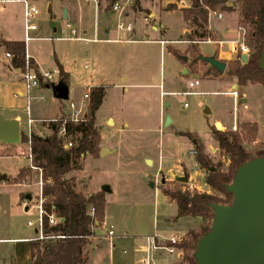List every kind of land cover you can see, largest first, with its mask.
I'll return each mask as SVG.
<instances>
[{
	"label": "rangeland",
	"instance_id": "1",
	"mask_svg": "<svg viewBox=\"0 0 264 264\" xmlns=\"http://www.w3.org/2000/svg\"><path fill=\"white\" fill-rule=\"evenodd\" d=\"M81 1L83 3L89 1L93 5L92 0ZM127 1L125 0V2ZM173 1L176 2V0ZM175 2L169 3L166 9H170L168 8L169 5H176L175 8L170 10L183 12L186 9L178 7ZM2 6L0 4V16L3 12ZM38 7L41 10V15L36 21L39 28L35 32L36 36L52 37L53 39L57 34H60L62 28L65 30L67 23L63 19L64 12L61 16L60 11L55 8L53 14L56 17L54 18L50 12H47L48 7L45 1L41 2ZM235 10H238V8ZM114 12L110 14L111 17H117ZM218 12L225 13L221 10H218ZM212 17L210 11V24L219 30L222 37L226 39L236 38L237 34L240 33L243 36L245 30L246 44L249 46L251 25L247 23L240 24L237 29L236 14H226L224 19H212ZM169 23V37H180L184 28L181 14H172ZM10 25L15 24L10 22ZM187 25L191 32L195 31V25H192L189 21ZM55 28L58 30L56 35L53 33ZM52 39L34 40L30 42V48L37 54L43 66L42 68L54 74V80H58V61L51 59L50 56L59 58L62 51L65 52L62 53L63 58L60 61L72 72L69 83L71 95L69 100H58L53 97L51 90L43 89L41 92L42 97L33 101L38 106L40 116L43 118H51L59 114L62 106H65L63 110L69 111L71 100L76 101L78 105L87 106V103L83 101L85 85L81 80L87 72L84 66L90 60L84 54L85 43L80 41L57 42ZM211 39H216V34H213ZM167 46L182 49L186 45L168 44ZM200 47L205 53L212 52V54L218 48L217 45L210 43H204ZM228 48L229 45H225L223 50L227 51ZM2 53H4V49L0 48V56ZM251 53L252 50L250 49L249 56ZM182 56L190 57L189 61H184ZM13 58L14 55L12 54L11 59ZM185 63L191 69L188 75L183 74L181 69V65ZM33 65L38 70L35 62H33ZM150 66L151 77H149V80L144 81L145 84H150L149 86L130 87L128 91H125L115 81L116 86L107 89L106 98L97 112L99 125L96 127L100 132V148L117 147L118 153L86 154L79 162V169L66 174L68 179L75 182L76 190L86 196L103 191V185H108L112 189V192L109 193L103 191L106 199L105 225H114L119 239L116 237L113 241L116 246L110 248V242L105 236L104 229H94L95 236L91 238V241L96 246L88 254L93 264H102V262H105V264H121L123 257L128 259L129 263L127 264H133L135 260L137 264V260L142 256L137 248L144 242L145 236L159 233L162 237H170L175 233L178 235L184 234L183 238L191 241V231L200 234L203 227L212 224V219L209 217L184 216L179 218L177 206L162 192L163 188L166 187L186 189L189 186L188 183L180 181L178 178L194 175L191 183L199 188L196 191L213 193L205 182L209 171L202 169L199 165V169L195 173L192 168L197 155L194 157L190 152L196 150V148L188 139V136L185 135L186 133H192L199 137L205 147L204 151L211 159L214 167H219L223 171L228 170L229 159L223 155L219 148L213 130H232L234 99L224 94V92L230 91L233 83L230 80L218 78L217 76L221 73L215 67L212 70V78L208 77L210 73L207 70L206 63L198 62L196 54L191 49L177 53L176 51H170L162 59L158 55ZM228 76L226 78L230 79ZM195 79H199L201 84L193 90L202 91L203 94L165 95L160 97L161 91L164 90V88H160V83L167 84L166 89L173 88L178 92H184L189 90L190 80ZM170 83L174 84L173 87H169ZM238 92L240 99L250 98L251 102L243 105L239 100V131L237 132L240 133L243 139L244 147L254 156L256 151L264 144V87L261 84H247L241 87ZM185 103L188 104L187 107H184ZM207 109L209 113H206ZM110 114L116 116L113 122H107L106 118ZM161 115L162 118L159 121ZM167 116H170L172 122L164 126L165 117L167 119ZM67 117L68 114H64V118ZM56 119L60 118L57 117ZM258 119L259 122L256 121ZM26 120L25 117L21 126L25 134L29 131ZM217 120L223 122L228 130H223L224 126L220 122L217 126H214ZM253 122H257L259 132L254 140H248L246 138L247 131L242 128L241 124ZM39 125L41 126L40 132L42 135L50 136L53 133L47 128L50 126L49 120L43 121ZM33 133L36 132L33 131ZM71 140V137L65 139L66 142ZM25 143L27 141L13 143L9 153H5V144L0 141V174H8L10 177L9 183L17 177L22 167L27 166V173L23 180L26 185L21 183L20 187L11 185L0 188V201L6 205L5 213L0 214V264H18V259L24 257V251L27 250L28 246L16 244L17 240H13L14 238H33L37 235L35 229L38 225L39 216L37 198H39L40 171L31 168L30 159L21 155L22 151L26 154L29 152L28 143L27 145ZM149 160H151V163H149ZM151 183H154V186H151ZM20 191H26L24 195L28 192L31 193L33 199L24 204V201L20 200ZM216 195L222 199L221 204H228L225 203L227 201L225 194L216 193ZM26 206H29V210H26ZM104 219L101 221L102 224ZM29 223H32V225ZM128 235L135 240V246L129 243L123 246L120 242L121 238L124 239L123 236L128 237ZM92 244L86 246L88 253L93 247ZM157 259L161 264H172L175 256L162 252L157 256Z\"/></svg>",
	"mask_w": 264,
	"mask_h": 264
},
{
	"label": "crops",
	"instance_id": "2",
	"mask_svg": "<svg viewBox=\"0 0 264 264\" xmlns=\"http://www.w3.org/2000/svg\"><path fill=\"white\" fill-rule=\"evenodd\" d=\"M27 1H29L31 4L36 6L40 11L39 15L35 19V22L41 15V10L38 7V5L41 2L45 1L48 7L47 12H50L53 15L52 17L54 18L56 17V15L53 14L55 11V8H57L60 11L61 16H62V13L64 12L63 19L66 21L67 24L65 26V30L63 28L60 30V34H57L58 30L56 28L53 30V33L55 35L57 34L56 37H54L53 39L52 37L36 36L35 32L38 31L39 29L38 28L36 31L32 32V36L34 37V39L26 43L25 42V27H24L25 26L24 25L25 24L24 23V3L22 2V0H11L9 2H0V4L3 5L1 7L3 12L1 13V16H0V48L4 49V53H2V55L0 56V120L18 121L21 134L24 133L22 131L21 126H22V123L25 117L27 119L26 122L28 125V129H29L28 121H29V118H31L34 120V123L31 125V129L36 132L35 134L44 136L40 132L41 126L39 125L41 122H43V120L47 121V120L54 119L57 117L60 118L64 116V114H68V116H70L75 110H81L83 115H85L86 117L89 116V105L90 104L86 102L87 106H83L82 104L78 105L76 101L74 100H71L70 102L69 111L63 110L65 106H62L60 113L55 115L54 117L43 118L42 116H40L39 108L37 105L34 104L33 101L40 99L42 97L41 92L45 88L51 90L53 97L57 99L54 96L52 86L59 84L61 81L66 83V85L68 86L69 99H70L71 87L69 83L72 78V72L69 70L68 67L63 65L62 62L60 61V59L63 58L62 53L64 54L65 52L62 51L59 58L51 55L50 56L51 59L53 60L55 59L56 61H58V70H57L58 80H54V74H52L51 72L45 71L42 68L43 66L37 54H35V52H33L32 49L30 48V42L34 40L45 38V39H52L57 42L59 41L60 42L61 41L62 42L80 41V42L85 43L86 47L84 50V54L90 60L88 64L84 66L87 72L81 78L82 83H84L85 85L83 101H84L85 93L89 89H92L93 87H97V86L106 87L105 97H104V100H105L106 95H107V89L111 86H116L115 81H117L118 83L117 85L120 87H123L125 91H128L130 87L149 86L150 84H145L144 81L149 80V77H151L152 72H151L150 65L153 64V61L155 60L156 56L159 55L161 56V59H162L163 56L169 54L170 51L182 52L186 49H191L192 51H194V48H192V46L195 45L196 50L194 51V53L196 54V56H198V62H205L200 59L201 56H216L217 59L227 62V66H228V61L235 60L244 54V53H238V52L232 51L230 43H224L223 45H219L218 43H216V41L236 40L238 39L239 35L237 34L236 38H230V39H226L222 37L221 32H219V30H217L214 26L210 24L211 18L209 19L208 28L213 32V34H216V39L212 40L210 38L211 39L210 42L207 41L208 39L196 40L193 42L188 40L186 35L192 32L187 25V21L184 18L183 12L180 10H167L166 9L169 3L175 2L173 0H168V1H165V0H154V1L153 0H140V1L128 0L127 2H125V0H122V2L121 0H116V1L115 0H92L93 5H91L89 1L87 3H83L81 0H27ZM55 2H56V5H55ZM115 2H119V4L123 6L124 10L122 14H120V12L118 11L114 12V10L112 9V6ZM178 2L179 0H176L175 4H177V6L181 8ZM191 5H192V0H191L190 6H187L185 8H189L191 7ZM113 12L115 16L117 17L110 16V14L111 13L113 14ZM176 13L181 14L183 18V22H184V28H183V32L180 35V37L170 38L169 37V32H170L169 18L172 14H176ZM222 14H223L222 18H218L216 14L212 13L213 15L212 19H224L226 14H234V15L236 14L237 15V25L236 26L238 29V27L241 24L239 10L225 11V13H222ZM10 22L12 24H15L16 26L10 25ZM120 23H123L125 26L130 25L132 27V30L119 28ZM73 29L76 30L77 32L75 37L77 36L80 39H71L73 37V34H72ZM2 41H21L23 42L25 44L26 53L29 54V56L32 58V61L36 63L38 71L40 73H47V72L51 73L52 79L51 80H46V79L41 80V83L39 86L34 87L31 90H28L23 80V77L21 75V70H20L21 66H15L13 64V59L8 58L6 56L9 50L6 48V45ZM204 43H210V44L217 45L218 48L216 49V52L214 54H212V52L205 53L200 47ZM168 44L170 45L184 44L186 46L182 49H176L175 47L167 46ZM225 45H229V48L227 49V51L223 50V47ZM183 57L184 56H182V58ZM248 57H249V54H248ZM189 59L190 57L189 58L187 57L186 60L183 58L184 61H189ZM90 61H92V63H90ZM205 63H206L207 70L210 73L208 77L212 78L213 66H211L207 62ZM60 66H62L64 72L67 73L66 79H64L60 74ZM181 69L183 70V74L185 75H188L191 71V69L187 66L186 63L181 65ZM185 70H187V73L184 72ZM226 76H228L227 67H226L225 72L221 73V75H218L217 77L220 79L230 80L233 83L231 86V90L237 89L238 91L241 87L237 83V78L228 76L230 77V79H228L226 78ZM200 84H201V81H200ZM173 85H174L173 83H170L169 87H173ZM159 86L161 89L164 88V90H162L160 93V97L165 96V94L163 93L178 92L173 88L166 89L165 86H167V84L163 85V82L160 83ZM199 92H202V91H199ZM225 92H229V91H225ZM167 95H173V94H167ZM81 101L79 102L81 103ZM240 102L243 103L244 105V104H249L251 101H250V98L248 99L241 98ZM72 104L74 105V108L72 107ZM28 108H29V111H28ZM97 112H96V122H95L96 126L99 125ZM114 118H116V116L110 114L107 116L106 119H107V122L109 121L113 122ZM161 118H162V115L160 116L159 121L161 120ZM256 121L259 122V119ZM219 122L223 124V122H221L220 120H217L214 126H217ZM165 123H166V117L164 121V126H167ZM47 128L50 131H52L50 126H48ZM223 130H228V129L224 126ZM20 141H22L21 138L18 142ZM4 144H5L4 152L9 153L10 151L9 149L11 148V146H13L12 145L13 143L4 142ZM25 144L27 145V143ZM105 148H108L111 151L109 154L118 153L117 147H114V148L105 147ZM21 153H24V151H22ZM24 167H27V166H24ZM4 175H6V178L0 180L1 181L0 188H4L7 186H11V185H18V187L21 186V183H9L7 180H9L10 177L8 176V174H4ZM191 176L193 178L194 175H191ZM0 177H1V174H0ZM22 184L26 185L25 182ZM25 192L26 191H20L19 193L20 200L22 201L30 200L31 201L33 199V196H32V199H27L26 195L29 192L24 195ZM38 196H39V192H38ZM171 202L177 206L174 200H171ZM26 210L28 209L26 208ZM5 211H6V205L2 201H0V214L5 213ZM177 213H178V206H177ZM176 219H179V218H176ZM105 220H106V212H105L104 222ZM35 232H36V229H35ZM183 235L184 234L180 235L182 239H183ZM34 238L35 237L33 238L32 237H18V238L13 239V240H17L16 244L18 245L25 244L28 246L27 250L24 251L25 253L24 257L18 259L19 260L18 264H30L31 263ZM123 238L124 239L122 238L120 239L121 240L120 242L122 243L123 246L127 245L128 243L130 245L132 244L133 246L136 245L134 243L135 240L131 239L132 237H130V235H128V237L123 236ZM144 245H146V236L144 237V242L139 246V248H137V251L140 252L141 247H143ZM92 246L93 247L89 251L88 254H90V252L93 251L94 247L96 246L94 245V242ZM115 246H116L115 242L113 244L109 243L110 248L115 247ZM162 252H165V251H160L159 255ZM169 255L175 256V259L172 264H180L183 259V250L177 247L175 252ZM135 262L136 260L134 261V263ZM127 263H129L128 259L126 257H123V259L121 260V264H127ZM158 263L161 264L159 261ZM87 264H93L90 256H89V260ZM102 264H105V262H102ZM137 264H142L141 258L137 260Z\"/></svg>",
	"mask_w": 264,
	"mask_h": 264
},
{
	"label": "trees",
	"instance_id": "3",
	"mask_svg": "<svg viewBox=\"0 0 264 264\" xmlns=\"http://www.w3.org/2000/svg\"><path fill=\"white\" fill-rule=\"evenodd\" d=\"M176 5H169L173 9ZM240 13V23L252 26L249 34V48L252 50L248 61L243 63L241 56L228 61L227 75L237 78L240 87L247 84H261L264 87V71L259 67L260 54L264 43V0H192V5L183 10L184 18L196 26L194 32L186 35L188 40H205L213 37L209 26L210 11H232L237 9ZM168 9V10H170ZM10 53L14 54L13 64L24 66L26 48L21 41H2ZM194 51L195 45L192 46ZM177 53V51H176ZM198 58V56H196ZM227 63V62H226ZM33 64V61H32ZM213 70V68H212ZM60 74L66 79L63 67L60 66ZM106 87L97 86L91 89L89 116L84 121L65 123L66 136L71 137L73 146L66 147V138L59 136V130L64 121L60 117L56 123H51L52 134L40 136L32 134L31 148L34 164L42 169L43 216L44 232L47 235H63L64 238H52L47 240H33L32 261L30 264H87L89 260L86 246L92 244L93 226L105 217L106 199L104 192L100 191L92 195H84L76 190V184L68 179L66 174L79 169L80 160L86 155H97L100 151V132L95 125L96 112L103 104ZM242 128L247 131L246 138L254 140L259 132L257 122L242 123ZM185 134V133H184ZM196 148V161L202 169H207L206 184L213 193H200L182 188H163L162 192L169 199L174 200L178 206V217H203L213 219V203H220L222 199L216 193H223L227 197L225 203L231 204L233 195L226 190L239 166L247 161L264 156V144L253 156L243 145V139L239 132L233 130H213V135L218 141L223 155L229 159L227 171L214 167L211 159L205 153V147L199 137L186 133ZM23 142L29 140L25 134H21ZM27 173L26 167L22 168L13 178L11 183H23ZM9 182V180H7ZM1 182V181H0ZM95 208V214H90V207ZM55 213L62 219L56 226L49 225V215ZM211 225L203 227L201 233L191 231L192 240L184 238L178 245L183 250V262L180 264H197L194 257L197 241L210 230Z\"/></svg>",
	"mask_w": 264,
	"mask_h": 264
},
{
	"label": "water",
	"instance_id": "4",
	"mask_svg": "<svg viewBox=\"0 0 264 264\" xmlns=\"http://www.w3.org/2000/svg\"><path fill=\"white\" fill-rule=\"evenodd\" d=\"M183 58L187 59L186 56ZM248 58L245 53L241 56L243 63ZM200 59L220 73L226 70L227 63L216 56H201ZM259 67L264 71V43ZM184 72L187 73V70ZM52 88L57 99H69V88L63 81ZM171 121L167 116L165 124ZM20 138L18 121L0 120V141L16 143ZM110 152L103 147L100 154ZM5 178L6 175H1L0 180ZM178 180L187 182L188 177H179ZM102 190L112 191L108 185H104ZM226 190L233 195V201L231 204L210 205L213 210L212 224L210 230L197 241L194 253L197 264H264V156L255 157L239 166ZM26 196L32 199L30 193Z\"/></svg>",
	"mask_w": 264,
	"mask_h": 264
},
{
	"label": "built area",
	"instance_id": "5",
	"mask_svg": "<svg viewBox=\"0 0 264 264\" xmlns=\"http://www.w3.org/2000/svg\"><path fill=\"white\" fill-rule=\"evenodd\" d=\"M11 0H0V2H9ZM24 3V27H25V42L28 43L29 41L33 40L34 37L32 36V32L36 31L38 29V25L35 22L36 17L39 15L40 11L39 9L31 4L27 0H22ZM178 4L181 7H187L190 6L191 0H179ZM112 9L114 11L120 12L122 14L124 8L119 4V2H115L112 6ZM213 14H216L218 18H222L223 14L221 12L217 11H211ZM119 28L121 29H127V30H132V27L130 25L125 26L123 23L119 24ZM244 30V29H243ZM73 37L71 39H80L75 35L77 34L76 30H72ZM246 31L244 30V35L242 36L241 33L239 34V38L233 41H216L219 45H223L224 43H230L231 44V50L235 52H240V53H245L248 54L250 51L249 46L246 44V37H245ZM208 42L211 41V39L207 40ZM215 42V41H214ZM6 56L8 58H12L11 53H7ZM21 75L23 77V80L26 84V87L28 90L33 89L34 87H37L40 85L41 80H51L52 79V74L51 73H40L32 64V58L29 56V54H25V60H24V66L21 67ZM200 85V81L198 79L192 80L189 82L188 87L189 90L184 91V92H173V93H163L165 95L167 94H173V95H199L203 94V92H199L195 89ZM224 94L232 96L234 99V111H233V124H232V130L237 132L239 131V125H238V105H239V100H240V95L239 92L235 89H232L229 92H224ZM91 100V89H89L85 95H84V101L85 102H90ZM188 104L185 103L184 107H187ZM72 107L74 108V105L72 104ZM29 111V108H28ZM86 116L82 114L81 110H75L70 116L64 119L62 126L59 130V136L63 138H67L66 136V129H65V123L67 120H70L72 122H80L86 120ZM46 121V120H43ZM59 119H50L49 123H56L58 122ZM34 123V120L29 118L28 124H29V131L26 134L29 137L28 140V147H29V152L26 154L25 152L22 153L23 156H27L30 159V166L33 169H38L40 171V182H39V198H38V211H39V216H38V225L36 227L37 231V236L33 240H47V239H52V238H64L63 235H47L44 232V222H43V216L45 214V210L43 208V203H44V198L42 196L43 193V179H42V169L37 167L34 162H33V155H32V148H31V136L33 133V130L31 129V125ZM74 144L71 141L66 142V147H72ZM194 157L197 155L196 150H192L190 152ZM192 168L195 170V173H197L199 169V163L196 161ZM192 176L188 177V187L186 190L189 191H196L199 190V188L194 184L191 183ZM28 200H24V204H26ZM26 208L29 210V206H26ZM90 214L93 216L95 214V208L90 207ZM62 219L59 218L55 213H51L49 215V225L50 226H56L59 222H61ZM32 225V223H29ZM96 228H102L105 231V236L109 239L110 243L112 244L114 239L118 237L114 225H109L106 226L105 222L100 223L96 222L95 225L93 226V230ZM182 237L178 234H173L170 237H162L158 233H154L153 235H148L146 236V245L141 247L140 253H142L141 256V262L142 264H159L157 256L159 255L160 251H165L169 254H173L175 250L177 249L178 245L181 243Z\"/></svg>",
	"mask_w": 264,
	"mask_h": 264
},
{
	"label": "bare ground",
	"instance_id": "6",
	"mask_svg": "<svg viewBox=\"0 0 264 264\" xmlns=\"http://www.w3.org/2000/svg\"><path fill=\"white\" fill-rule=\"evenodd\" d=\"M149 163H151V160H149Z\"/></svg>",
	"mask_w": 264,
	"mask_h": 264
}]
</instances>
